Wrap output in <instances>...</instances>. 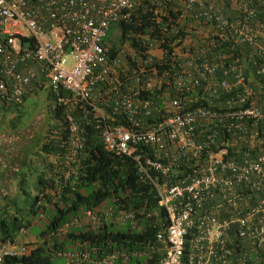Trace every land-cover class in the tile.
<instances>
[{"label":"built area","instance_id":"1","mask_svg":"<svg viewBox=\"0 0 264 264\" xmlns=\"http://www.w3.org/2000/svg\"><path fill=\"white\" fill-rule=\"evenodd\" d=\"M141 2L0 0V105L20 102L33 78H46L47 88L67 106L63 125L67 129L65 150L56 177L68 179L78 165L74 161L79 162L85 140L84 127L69 108L78 100L89 104L86 110L90 109L102 122L100 136L104 146L135 159L138 172L153 183L158 202L166 210L168 223L156 232V239L163 246L156 264H248L247 249L235 252L234 245H230V229L235 225L236 232L251 249L264 248V153L255 157L245 154L238 161L228 156L225 145L213 149L211 134L196 137V130L200 118L214 114L203 106L182 110L180 96L170 99L169 115L144 127V117L157 103L151 96H138L135 88L151 89L153 84H160V79L151 75L145 65L147 59H136V65L128 63L126 54L134 59V48L130 47L128 53L122 48L111 55L105 41L111 23L127 20ZM179 2L193 9V16L211 21L212 32L221 39L252 49L230 57L202 55L198 61L189 62L191 67L173 69L170 76L175 89L190 90L204 80L211 92L217 88L233 90L226 100L225 114L237 119L264 117V111L255 103V89L244 72L246 59L252 61L257 72H264V0ZM21 36H30L34 46L21 45ZM217 68H223V77L213 75ZM206 73L210 74L208 78ZM63 88L68 95L60 93ZM110 98L111 103L106 106L104 103ZM120 115L127 116L131 124L114 123ZM233 122L228 128L237 127L241 131L238 137L243 139L246 126L241 121ZM56 132L58 129L52 128L47 134L53 137ZM140 144L152 145L151 154L136 151ZM183 158H192L195 165L170 182L168 174ZM159 175L164 176L161 181ZM244 184L249 189L245 193ZM250 193L255 195L253 201H249ZM83 213L82 218L92 224L102 219L132 220L134 216L131 210H114L112 206L100 210L86 208ZM80 219L74 221L79 224ZM68 225L64 222L56 232H64ZM23 232L22 227L19 234ZM15 244L10 239L0 241V264L5 254L26 250L25 244H21L16 251ZM58 253L73 264H118L136 254L119 249L98 253L96 247L88 249L84 243Z\"/></svg>","mask_w":264,"mask_h":264},{"label":"trees","instance_id":"2","mask_svg":"<svg viewBox=\"0 0 264 264\" xmlns=\"http://www.w3.org/2000/svg\"><path fill=\"white\" fill-rule=\"evenodd\" d=\"M193 13V9L185 7L179 0H142L127 20L112 22L107 31L105 41L110 46L111 55L118 53L125 45L130 46L135 52L134 59L130 53L126 54L128 63L136 65V59L141 62L145 58L151 75L160 79V84H153L151 89L135 88L138 96H151L157 103L156 108L144 117V127H150L169 115L172 111L170 99L180 96L182 110L203 106L214 114L209 118H200L196 130V137L211 134L213 149L225 145L228 156L238 161L245 154L255 157L264 153V117L253 119L244 116L237 119L225 114L228 110L226 100L233 90L217 88L211 92L206 89L204 80L200 86L182 92L173 86L170 72L175 68L191 67L189 62L198 61L202 55L227 54L230 57L232 54L248 53L252 49L246 44L231 45L229 39H221L212 32L211 21L195 17ZM20 43L32 47L35 44L30 36H21ZM152 49H158L160 56L153 55ZM245 61L244 72L248 83L255 89V103L264 111V72H257L251 60ZM222 69H215L213 75L223 77ZM205 76L208 78L210 74L206 73ZM259 84H262L261 87ZM41 93L46 99L48 124L44 133L34 137L36 146L33 151H24L18 156L20 167L14 191L0 192V241L10 239L16 242L20 228L26 231L40 219L45 226L35 240L24 242L26 250L23 253L5 254L2 263L55 264L53 256H62L59 250H70L84 243L88 249L94 246L98 253L103 254L114 249L136 252L125 261L119 260L118 264H156L163 252L156 232L164 229L168 223L166 210L158 202L153 183L138 172L135 159L104 146L100 136L102 122L94 112L86 110L90 108L88 103L78 100L69 108L84 127L85 140L78 155L79 162L74 161L78 165L68 179L56 177L61 168V154L65 150L67 129L63 125L67 106L47 88L43 75L31 80L20 102L10 106L0 105V127H4L1 129L17 130L24 117V113L19 112L21 103L29 95ZM60 93L69 94L64 88ZM110 100L104 104L109 105ZM231 121H241L246 126L243 139L238 137L241 131L237 127L228 128ZM114 123L131 124L125 115L118 116ZM52 128H57L58 133L49 137L47 133ZM251 133L254 136L250 137ZM136 151L151 154L153 146L140 144ZM194 161L183 158L168 174L169 181L174 182L180 175L189 172L195 165ZM163 178V175H159L160 181ZM248 190L244 184L243 192ZM250 195L249 201H253L255 195ZM108 206L114 210H131L134 216L132 220L120 222L102 219L94 224H77L74 221L75 218H82L86 208L100 210ZM64 222L69 223L65 231L56 232ZM230 237L229 243L234 245L235 252L247 249L248 264H264V248L251 249L240 238L235 225L230 229ZM64 264L73 263L65 260ZM74 264L93 263L81 261Z\"/></svg>","mask_w":264,"mask_h":264},{"label":"rangeland","instance_id":"3","mask_svg":"<svg viewBox=\"0 0 264 264\" xmlns=\"http://www.w3.org/2000/svg\"><path fill=\"white\" fill-rule=\"evenodd\" d=\"M124 53L130 51V46H123ZM154 50L155 56H160L158 49ZM30 98V97H29ZM46 99L41 93L34 95L29 101L27 108L32 109V113L24 124L20 125L17 130L1 131L0 132V160L5 164L7 174L12 172L18 160L24 151L32 152L36 144H34V137L38 134L44 133L48 124L49 117L46 114ZM31 145V146H30ZM28 148V150H27ZM33 179V177H32ZM1 186L6 190H11L15 186V181L7 178L1 182ZM86 218H81L79 224L87 223ZM45 226L43 220H38L35 224L26 229V233L37 235L39 231ZM55 264H64L65 258L63 256H53Z\"/></svg>","mask_w":264,"mask_h":264},{"label":"crops","instance_id":"4","mask_svg":"<svg viewBox=\"0 0 264 264\" xmlns=\"http://www.w3.org/2000/svg\"><path fill=\"white\" fill-rule=\"evenodd\" d=\"M151 53L153 55H155L154 54V50H151ZM32 97H33L32 94L29 95L25 100H23V102L20 105V106H22V108H20L19 112H23L24 113V117L22 118V121H21V124L20 125L24 124L25 121L27 120V118L29 117L28 114H31L33 112L32 109L27 108L28 103H29V101H31ZM1 128H4V127H0V132L4 130V129H1ZM14 165H16V166L12 170V172L11 173L9 172L7 174V171L5 170V164H4V162L2 160H0V192L5 193V192H8V191H14L15 186L11 190H6V189H4L1 186V182L4 179L6 180L7 178H9V179L14 180V181L17 180V173H18L17 170H19L20 164L19 163H16ZM36 238H37V236L35 234L32 235V234L26 233V231H25L23 234H19L18 235V237L16 238V242H15L16 244H15V246H14L13 249H15L16 251H18L19 250L18 248L20 247L21 244H24V242L29 241V240H35Z\"/></svg>","mask_w":264,"mask_h":264}]
</instances>
